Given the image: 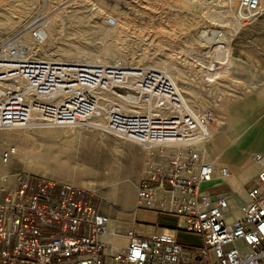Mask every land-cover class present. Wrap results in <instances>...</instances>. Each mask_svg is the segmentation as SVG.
I'll return each instance as SVG.
<instances>
[{
  "label": "built area",
  "instance_id": "built-area-1",
  "mask_svg": "<svg viewBox=\"0 0 264 264\" xmlns=\"http://www.w3.org/2000/svg\"><path fill=\"white\" fill-rule=\"evenodd\" d=\"M241 10L244 20L259 18L264 0H241ZM106 96L113 99L105 102L103 132L158 151L205 137L213 121L208 109L188 107L160 70L0 56V130L74 126L98 111ZM14 153L13 148L0 151V164ZM253 160L264 161V154H254ZM216 168L189 143L167 160L151 161L138 187V208L176 214L184 219L185 231L202 235L197 257L171 233H137L134 218L119 250L104 236L120 235L119 228L110 227L121 220L102 211L95 191L19 174L0 189V264H263L264 167L238 199L201 189ZM221 173L229 174L227 169Z\"/></svg>",
  "mask_w": 264,
  "mask_h": 264
},
{
  "label": "rangeland",
  "instance_id": "rangeland-1",
  "mask_svg": "<svg viewBox=\"0 0 264 264\" xmlns=\"http://www.w3.org/2000/svg\"><path fill=\"white\" fill-rule=\"evenodd\" d=\"M242 15L241 0H0V56L13 42L9 53L24 51L30 59L45 54L64 58L70 53L82 56V62L99 63L107 54V64L168 71L188 107L212 113L208 129L214 132L228 118H257L264 110V99L259 100L264 89V14L253 20ZM115 17L122 20L121 27ZM35 20L32 27L43 24L47 30L42 41L26 34ZM226 53L231 54L229 61ZM84 123L0 130V151L15 152L8 163L0 164V189L12 185L19 174L76 186L90 183L102 211L120 218L115 227L127 228L131 219L126 215L136 208L138 187L150 162L167 160L177 149L144 148L103 131H89ZM199 142L197 151L207 161L206 149L218 169L216 159L221 155L214 139ZM27 151L57 152L63 161L33 166L32 156L20 159ZM256 153L261 152L253 151L250 157ZM186 156L184 151L182 158ZM111 191L112 199H106ZM183 222L176 214L160 212L157 225L198 255L203 237L185 231ZM142 226L138 223L137 229Z\"/></svg>",
  "mask_w": 264,
  "mask_h": 264
},
{
  "label": "crops",
  "instance_id": "crops-1",
  "mask_svg": "<svg viewBox=\"0 0 264 264\" xmlns=\"http://www.w3.org/2000/svg\"><path fill=\"white\" fill-rule=\"evenodd\" d=\"M261 99H264V89L259 95V100ZM251 117H243L238 122H235V124H227V122H224L220 130L217 129L214 131L211 139H214L216 152H219L221 156L216 159V162L218 160L217 163L219 166L217 165L218 169L216 168L217 171L213 180L208 184L203 183L201 185V189L207 194L211 196L228 194L233 199H238V196L244 198L247 184L264 167V161H254L250 157L253 151L264 154V110L257 118H254V116ZM232 137L235 138L233 141L231 139ZM203 156L209 161L211 160L206 149L203 151ZM210 163L214 164L215 161H210ZM226 167H230L231 169V171H228L230 172L228 176H224L221 173ZM137 205L130 213L136 221L134 227L137 233L144 236H151L160 230L165 232L163 227L157 225L160 212L140 209ZM109 215L112 216L111 214ZM138 223L143 225L139 230L137 229ZM119 230V238H111L107 234L104 236V239L112 244L113 247L123 250L125 246V238L123 235L127 228L126 226H121ZM195 256L197 257V255Z\"/></svg>",
  "mask_w": 264,
  "mask_h": 264
},
{
  "label": "bare ground",
  "instance_id": "bare-ground-1",
  "mask_svg": "<svg viewBox=\"0 0 264 264\" xmlns=\"http://www.w3.org/2000/svg\"><path fill=\"white\" fill-rule=\"evenodd\" d=\"M115 19H116V23H118L117 25L119 27L120 26V23H122L121 22L122 20H120L118 17H115ZM36 22H37V20H35L34 22H32V25H30L29 29L32 26H34ZM120 32H122V30ZM26 34H30V35L34 36V38H36L38 40H41V41L44 40L45 37L48 35L47 30H46V28H45V26L43 24H39V25H37L35 27H32L31 30L28 31ZM211 36H214L213 37V41H218V39L215 38L216 37L215 35H211ZM8 39L9 38H7V40ZM206 40H209V39L206 38ZM11 43H13V42H11ZM11 43L8 46H10ZM7 47L3 48L4 49V55H3L4 58H11V59H17V60H23V61H48V62L57 63V64H80L81 63V64H84V65H107V62H106L107 54H105V56L103 58L104 60H101L100 59L99 63L93 62V61H90V60H87L86 62H82V60H81L82 56L72 57V56L69 55L70 53L66 54V56L64 58H62V57H55V56H51V55L45 54L44 56H41L39 58L30 59V58L26 57V55L28 53H26L24 51H22V52H14V53L10 54L9 53L10 51L7 50ZM219 50L225 52V48L224 47L219 48ZM82 55H84V54H82ZM230 57H231V54L226 53V56L224 58H225L226 61H229V58ZM126 67L137 68V67H140V66H137L135 64V65L126 66ZM140 68H150V69L155 70V68L150 67V66H141ZM156 70H158V69H156ZM163 72H164V70H163ZM164 73L169 78V80H171V82L173 84H175V86L180 91V89H179V87H178V85H177L174 77L168 71H166ZM110 99H113V97L106 96L104 98V100L101 102V105H100V108L98 109V111H96L87 121H85L84 126L83 125H81V126H83L84 128L88 129L89 131L90 130H93V131H96V130L103 131V127L106 124V112H105L106 106H105V102H106V100H110ZM130 106H131V110L132 111H136L137 113H143L144 112V109L143 108H139L138 107V109H137V108H134L133 105H130ZM162 115H166V113H162ZM236 121H237L236 119L228 118V120L226 122H227V124H235ZM213 135H214V132H211L210 130H208L207 133H206V136L207 137L206 136L205 137H202V136L200 137V136L197 135V137L195 136L196 138H193L192 140H190L189 142H186V143L187 144L194 143L197 146V143L199 141H202L203 139L209 141V140H211V138H212ZM231 139L233 141L235 138L232 137ZM100 142L104 143V139H102V137L100 138ZM186 143L184 145H182V144H176V145H174L175 146V149H180L181 146H183L185 148V146H187ZM144 148H146V147H144ZM171 150H173V149H167L166 151H169L170 152ZM57 154H58L57 152H50V151L49 152L48 151H45V152H41V153H38V152L30 153L29 151H27L25 153H22V155L20 156V159L22 160V156H23V160H24V158H27L28 156H30V157L32 156V160H33V163H34L33 166L45 165L48 162H52L54 165H59V164L61 165V161H63V160H60V162H59V160H58L59 159V155H57ZM51 156H53V158H52L53 160L51 159ZM86 171L88 172V170H86ZM89 172H91V171H89ZM97 174H99V173H97ZM212 180H213V178L210 181L206 182L205 184L210 183ZM92 183H94V182H92ZM91 185L92 184L89 183V184H82L80 186L81 187H84V188H87L89 190L94 191V188ZM112 197H113L112 191L110 193H107L106 199L111 200ZM118 214L121 217L123 213L122 214L121 213H118ZM126 216H127V218H129L131 220L133 219V215L132 214H128ZM116 223H117V221H114V220L111 222V227L110 228L112 230L115 228ZM108 235H109L108 237H111V238L112 237L119 238V234H108Z\"/></svg>",
  "mask_w": 264,
  "mask_h": 264
}]
</instances>
